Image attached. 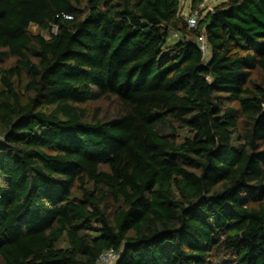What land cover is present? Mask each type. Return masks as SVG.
<instances>
[{"label":"trees","instance_id":"trees-1","mask_svg":"<svg viewBox=\"0 0 264 264\" xmlns=\"http://www.w3.org/2000/svg\"><path fill=\"white\" fill-rule=\"evenodd\" d=\"M181 9L0 0V264H264V0Z\"/></svg>","mask_w":264,"mask_h":264},{"label":"built area","instance_id":"built-area-1","mask_svg":"<svg viewBox=\"0 0 264 264\" xmlns=\"http://www.w3.org/2000/svg\"><path fill=\"white\" fill-rule=\"evenodd\" d=\"M185 18L186 28L188 31H195L197 29L199 21V11L198 9L194 11H189L188 14H182ZM169 39L171 41L177 39V34L175 32L169 33ZM196 46L200 51L202 58L207 60L209 58V47L206 42V37L203 34H199L196 38ZM117 253L113 250L106 251L102 253L95 264H115L117 260Z\"/></svg>","mask_w":264,"mask_h":264},{"label":"rangeland","instance_id":"rangeland-1","mask_svg":"<svg viewBox=\"0 0 264 264\" xmlns=\"http://www.w3.org/2000/svg\"><path fill=\"white\" fill-rule=\"evenodd\" d=\"M229 0H203L202 4L198 7V11H199V15H202V13L204 14L207 11L212 10V8H214L215 6L221 4V3H225ZM190 3L191 0H181V13L182 14H188L190 9ZM201 16H199V20H200ZM33 30H35L34 27H32ZM176 40H173L171 42H169V44H173L175 43ZM107 108V107H106ZM108 109V108H107Z\"/></svg>","mask_w":264,"mask_h":264}]
</instances>
